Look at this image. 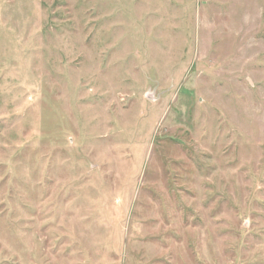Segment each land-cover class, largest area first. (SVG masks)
I'll return each instance as SVG.
<instances>
[{
  "label": "rangeland",
  "instance_id": "374dc122",
  "mask_svg": "<svg viewBox=\"0 0 264 264\" xmlns=\"http://www.w3.org/2000/svg\"><path fill=\"white\" fill-rule=\"evenodd\" d=\"M0 264H264V0H0Z\"/></svg>",
  "mask_w": 264,
  "mask_h": 264
}]
</instances>
